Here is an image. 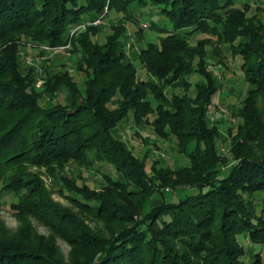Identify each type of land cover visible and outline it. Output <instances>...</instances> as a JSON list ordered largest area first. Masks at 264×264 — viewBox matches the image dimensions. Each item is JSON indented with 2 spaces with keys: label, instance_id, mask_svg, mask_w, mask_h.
<instances>
[{
  "label": "trees",
  "instance_id": "1",
  "mask_svg": "<svg viewBox=\"0 0 264 264\" xmlns=\"http://www.w3.org/2000/svg\"><path fill=\"white\" fill-rule=\"evenodd\" d=\"M236 1L0 0V181L36 192L35 179H13L11 173L24 165L48 166L66 160L86 164L88 156L92 163L109 164L117 177L106 175L109 186L105 190L119 201L112 208L132 224L102 245L94 264H264L261 253L244 261L238 240L242 235L264 246V154L251 160L238 142L231 151L233 161L222 157L217 147L222 136L207 118L208 106L220 87L202 66L204 55L191 48L198 34L230 45L249 83L264 92V12L250 15L236 8ZM134 2L161 7L160 13L173 26L166 37L142 50L143 67L155 80H139L137 67L120 42L123 32H114L103 45L83 35L73 40V50L83 55L77 68L87 75L85 92L66 71H49L44 90L53 100L65 92V103L42 106L35 90V72L21 69L20 41L42 39L53 47L66 44L72 26L111 9L127 11ZM184 51L199 57L198 68L189 67ZM195 73L204 81L197 84L193 96L189 93ZM168 93L172 94L169 100ZM131 111L137 125L145 120L158 137L176 135L180 152L190 158L199 178L187 182L198 189L197 194L186 193L177 202H166L162 209H151L143 216L147 204L153 202L145 201L141 211L132 197L145 188L150 196L157 194V164H152L154 176H149L146 162L133 157L117 136L119 125ZM241 116L245 139L264 143L260 118L245 110ZM71 190L95 202L100 216L113 213H105L108 203L101 194ZM256 194L262 197L260 212L244 198ZM45 205L37 208L43 206L44 213L60 218ZM12 207L21 209L16 204ZM136 215L142 218L136 221ZM63 231L72 234L68 228ZM46 259L37 252L0 246V264H39V260L45 264Z\"/></svg>",
  "mask_w": 264,
  "mask_h": 264
},
{
  "label": "rangeland",
  "instance_id": "2",
  "mask_svg": "<svg viewBox=\"0 0 264 264\" xmlns=\"http://www.w3.org/2000/svg\"><path fill=\"white\" fill-rule=\"evenodd\" d=\"M235 7L247 10L250 15L258 13V16H262L264 0H237ZM160 11L159 6L151 3L141 5L137 2H134L127 11L111 9L109 13L107 11L103 23L86 26L77 30L73 36H71L72 30L81 23L72 26L67 32L68 42L55 46L56 48L44 43L42 39L24 38L20 41L21 69L26 73L30 70L35 72V90L40 94V104L49 107L52 104L57 105L58 102L65 103V92L59 95L58 100L50 99V93L45 92V73L49 71H66L79 89L85 92L87 75L83 71L79 72L77 68L83 55L82 52L73 50V40L83 35L103 45L114 32H123L120 42L127 58L137 67L139 80H155L143 67L141 53L150 42H159L173 28L170 20L162 16ZM157 27L163 30L159 31ZM207 37L202 34L196 35L192 39L191 48L197 49L198 53L204 55L202 66L214 76L220 87L211 102L218 117L214 119L215 121H211L207 113L210 124L217 126L222 136L217 147L223 158L233 161L235 158L231 151L239 146L237 145L239 142L238 144L242 145L239 148L247 149V158L257 159L264 154V143L245 139L246 129L243 127L245 121L241 112L245 110L257 115L264 124V92L249 83L235 49L216 39L209 41ZM182 56L192 70L198 68L201 62L198 56L194 58L193 54L185 51ZM191 81L193 85L189 94L194 96L197 92V84H201L204 80L196 74ZM170 93L166 95L167 100L171 98ZM220 109L226 110L233 121L223 117ZM117 136L131 150L133 157L146 162L149 176H154V171L150 170L154 162L157 164V174L154 178L157 194L150 196L145 188L143 192L132 197L141 211L145 201L153 202L151 206L147 204L143 216L151 209H162L166 202H177L186 193H198V189L188 186L187 182L198 181L199 178L191 169L190 158L180 152L181 145L176 135L172 134L168 138L158 137L153 127L145 120L140 126L137 125L131 111L127 121L119 125ZM92 162V157L88 156L86 164L66 160L48 166L24 165L23 169L11 173L10 178L13 179L20 176L35 179V184L38 186L36 192L18 190V187L9 186L10 181H0V246L19 247L28 252H37L44 259L47 258L45 264H94L102 252V245L111 241L132 223L112 208V205L118 204L119 201L114 195L108 196L105 190L109 186L106 175L117 177L116 173L105 162L103 164ZM72 187L84 189L88 194H101L108 203L105 213H113L105 217L100 216L97 204L83 200L81 195L71 190ZM259 196L260 194L252 197L244 195L245 199L256 204L257 212L261 211L259 206L262 205V197ZM32 201H35V205ZM44 203L60 218L56 219L53 215L44 213L40 209L43 206L37 208ZM13 204L21 209H14ZM141 218L142 215L135 216L136 221ZM165 218L169 219V217ZM65 228H68L72 234L65 235L63 231ZM74 230H78L80 236L77 235L78 237L75 238ZM238 240L244 249V261L250 262L256 253H261L264 257V246L253 244L242 235ZM182 251L186 252V249ZM47 260H51V263ZM39 262L44 264L40 260Z\"/></svg>",
  "mask_w": 264,
  "mask_h": 264
},
{
  "label": "built area",
  "instance_id": "3",
  "mask_svg": "<svg viewBox=\"0 0 264 264\" xmlns=\"http://www.w3.org/2000/svg\"><path fill=\"white\" fill-rule=\"evenodd\" d=\"M106 13L107 11L102 15V16H99L98 18L96 19H88L87 21L85 22H82L81 24L77 25L76 27H74V29L72 30L71 32V36L74 35V33L77 32V30H80L82 28H85L86 26H97L101 23H103L105 21V16H106ZM146 26V25H145ZM70 44V43H69ZM70 46V45H69ZM56 48V47H55ZM54 48V50L56 51V49ZM220 113L222 114L223 117H225L226 119H228V121H233L232 120V116L231 115H228L226 110L224 109H220ZM208 117L211 119V121H215L216 118L218 117L216 115V112L214 111L213 109V106L212 104H210L208 106ZM215 119V120H214Z\"/></svg>",
  "mask_w": 264,
  "mask_h": 264
}]
</instances>
